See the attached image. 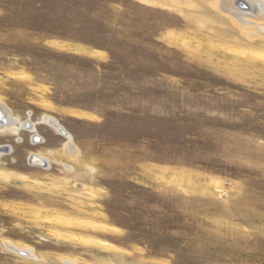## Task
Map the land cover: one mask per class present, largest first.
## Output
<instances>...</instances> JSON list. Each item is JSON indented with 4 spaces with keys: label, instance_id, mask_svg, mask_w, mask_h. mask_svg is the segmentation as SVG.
<instances>
[{
    "label": "rangeland",
    "instance_id": "1",
    "mask_svg": "<svg viewBox=\"0 0 264 264\" xmlns=\"http://www.w3.org/2000/svg\"><path fill=\"white\" fill-rule=\"evenodd\" d=\"M224 1L0 0V264H264V0Z\"/></svg>",
    "mask_w": 264,
    "mask_h": 264
},
{
    "label": "bare ground",
    "instance_id": "2",
    "mask_svg": "<svg viewBox=\"0 0 264 264\" xmlns=\"http://www.w3.org/2000/svg\"><path fill=\"white\" fill-rule=\"evenodd\" d=\"M226 1V0H225ZM224 1V2H225ZM251 1V0H250ZM223 2V3H224ZM252 2H253V4H262V2H260V0H252ZM228 3V5H231V4H229L230 2H227ZM223 5V4H222ZM257 7V6H256ZM223 8V7H222ZM232 8H234L233 6H227V5H224V12H226V13H229L233 18H235L238 22H240V23H242L243 25L244 24H247V23H254V16H252V15H250V14H248V13H244V12H242L241 10H239V11H237L236 9H232ZM259 8H255V12H257V10H258ZM225 14V13H224ZM257 16V15H256ZM256 23V22H255ZM250 25V24H249ZM260 25V24H259ZM256 26H257V24H256ZM259 26H257L256 28H258ZM50 119H53V118H51V117H49V116H46V117H44V119H43V121L42 122H45V123H47L48 125H50L51 127H54V125L52 124V121H50ZM18 120H17V118L16 117H14V116H11V113H10V110L4 105V104H2V103H0V128L1 127H5V126H9V125H17V124H19V125H21V128H18V126H13V129H14V132H17V130L18 129H27V130H32V128H33V123L32 122H30V121H28V122H26V121H24V122H22V121H19L18 123ZM55 129H56V127H54ZM57 131H58V129H56ZM60 132V131H59ZM64 135V134H63ZM68 136V139H70L69 137H70V135L69 134H67ZM37 137H38V135H37ZM33 138V137H32ZM34 138H35V136H34ZM70 141V140H69ZM69 143V145H68V147H67V151H70V149L71 150H73L72 149V147L75 149V154L76 153H78V151H77V149H76V147H74V145H72V143H71V141L70 142H68ZM71 144V145H70ZM74 144V143H73ZM8 146V145H7ZM8 148H9V146L8 147H6L5 148V146H1L0 145V153H2V152H5V151H8ZM7 149V150H6ZM33 156H31V158L33 159V162L34 163H37V164H40V165H42V163H44V158L43 157H41L40 155H35V154H32ZM9 249H11V250H14V251H16V252H19V251H24V252H26L27 253V256H30V257H33L32 256V254H31V251L30 250H25V248H22V249H20V248H18V247H12V246H10V247H8Z\"/></svg>",
    "mask_w": 264,
    "mask_h": 264
},
{
    "label": "water",
    "instance_id": "3",
    "mask_svg": "<svg viewBox=\"0 0 264 264\" xmlns=\"http://www.w3.org/2000/svg\"><path fill=\"white\" fill-rule=\"evenodd\" d=\"M50 121H52V124L54 125V127H56V129H58V131H60L61 133H63L64 135L67 136L68 132L55 119H50ZM29 161L33 163V159L31 157H30ZM42 165L46 166L47 165L46 161H44V163H42ZM19 253H24V252L19 251Z\"/></svg>",
    "mask_w": 264,
    "mask_h": 264
},
{
    "label": "crops",
    "instance_id": "4",
    "mask_svg": "<svg viewBox=\"0 0 264 264\" xmlns=\"http://www.w3.org/2000/svg\"><path fill=\"white\" fill-rule=\"evenodd\" d=\"M3 145H5V144H3ZM8 145V144H7ZM9 146V148H8V151H5V153H8L9 151H10V145H8ZM77 149V148H76ZM78 151V150H77ZM30 163H32V162H30Z\"/></svg>",
    "mask_w": 264,
    "mask_h": 264
}]
</instances>
